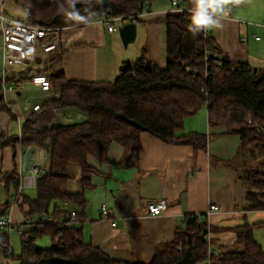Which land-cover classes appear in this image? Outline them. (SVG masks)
Listing matches in <instances>:
<instances>
[{
  "label": "trees",
  "instance_id": "16d2710c",
  "mask_svg": "<svg viewBox=\"0 0 264 264\" xmlns=\"http://www.w3.org/2000/svg\"><path fill=\"white\" fill-rule=\"evenodd\" d=\"M11 1L29 13L26 23L62 29L59 50L43 55L48 57L42 64L29 65L47 75L52 90L57 92L58 98L49 109L77 111L86 116L83 122L51 128H39L33 119L24 124L19 136L0 131V154L4 148L17 145L41 147L50 162L49 170L38 181L36 198L21 193L16 202L15 207L20 208L26 220L42 214L48 219L21 231L22 254L14 257L18 264H142L115 261L88 243L81 222L73 219L74 212L66 206L85 208L84 192L92 187L97 173L90 160L107 162L114 144L125 149L129 166L139 159L143 134L167 144L206 148L205 135L184 133L185 121L204 108L211 128L241 138L236 170L247 189L245 211L264 212V67L255 72L249 63L233 62L210 31L207 35L189 31L191 12H169L162 19L167 29L164 69L153 62L149 68L150 60L143 57L125 64V72L113 82L69 80L63 70L68 52L63 38L65 30L101 19H117L115 24L132 23L131 17L150 12L157 0ZM180 2L189 9L195 4V0ZM73 3L80 16L91 17V23L68 18ZM141 21L142 17H138L137 23ZM28 68L27 74L35 70ZM6 82L13 84L8 72ZM4 94L0 76V112L10 113ZM74 170L81 172L79 192L72 190L76 181ZM7 180L17 194L19 176L10 173ZM257 228H264V223L252 224L247 220L232 228L236 233L234 246L224 247L210 264H264V250L255 237ZM219 230L205 216H188L176 231L174 241L159 247L151 264H209L211 236ZM45 236L51 237L54 247L38 248L37 241ZM0 249H11L8 231L0 230Z\"/></svg>",
  "mask_w": 264,
  "mask_h": 264
},
{
  "label": "crops",
  "instance_id": "0c3cea01",
  "mask_svg": "<svg viewBox=\"0 0 264 264\" xmlns=\"http://www.w3.org/2000/svg\"><path fill=\"white\" fill-rule=\"evenodd\" d=\"M2 1L0 0V14L4 12L16 20L28 21L29 13L11 0H4L5 7L2 11ZM246 2L233 0L228 8L223 0L225 9L231 15L229 18L219 17L220 27L210 32L233 62L249 63L255 67L260 62L263 63L261 57L264 44L262 40H256L260 30L256 31L247 22L248 15L244 12L250 11V8ZM165 15H156L151 11L145 13L137 25L138 31L139 24L145 25L140 31L147 38L143 46H148V49L144 50L142 46L130 53L122 51V39L117 37L116 31L109 33L101 21L65 30L63 38L68 52L64 56L63 70L66 77L69 80L92 83L113 82L121 75V66L143 57L164 69L167 66V29L162 22ZM0 48L3 51L1 37ZM46 57L48 56H41L36 65L42 64ZM131 58L132 61L128 62ZM30 66L35 70L27 74ZM22 67H11L8 70L11 82L15 85L21 84L23 88L18 92L4 94L10 113L0 112L1 132L19 136L24 124L33 119L39 128L86 120V116L77 111L49 109L51 103L58 98L57 92H46L29 80L30 77L42 75L36 66L27 64ZM3 71L2 60L0 73ZM39 104L44 106L43 109L34 111ZM184 133L205 135L206 148L196 150L189 145L167 144L150 134H143L139 159L135 165H126L128 156L119 144L112 146L107 162L90 160L97 173L93 177L92 187L84 192L85 208L66 206L68 211L77 213L88 243L115 261L151 264L159 247L174 241L176 231L183 227L188 216H205L211 225L220 228L216 234H212L210 246L211 252L220 253L224 247L234 246L236 242V233L232 228L249 219L256 220L264 214L245 211L247 189L236 170L239 166L241 138L211 128L206 108L185 121ZM28 149L17 145L15 148H4L0 154V189L6 191L5 198L0 196V215L10 212L12 224L19 225L20 232L26 218L20 208L12 206L11 198L16 192L14 186L8 183L7 174L16 173L21 182V173H27ZM36 154L35 152L34 156ZM42 156L47 172L50 162L46 152ZM73 174L76 183L72 184V190L79 192L81 186L78 180L81 172L74 170ZM161 201H167V211L160 216H150L149 204ZM213 206L221 208V212L210 213ZM104 208L108 215L103 213ZM12 251L15 257V250ZM0 264H6V252L2 249Z\"/></svg>",
  "mask_w": 264,
  "mask_h": 264
},
{
  "label": "built area",
  "instance_id": "2783aa9c",
  "mask_svg": "<svg viewBox=\"0 0 264 264\" xmlns=\"http://www.w3.org/2000/svg\"><path fill=\"white\" fill-rule=\"evenodd\" d=\"M5 1H2L1 9L4 10ZM174 11L177 13L183 12H191L192 9L187 8L180 0H173ZM145 14H142L138 17H143ZM218 17L229 18L230 11L228 9H224V12L217 13ZM138 17H131L132 23L137 24ZM121 20V19H120ZM102 23L108 25V32L114 33L115 22L117 19H101ZM61 32L60 28H52V27H37L33 26L29 23L16 20L8 17L4 12L0 14V37L3 41V63H4V71L0 73L2 77V81L4 83V92H18L21 91L23 86L19 85H8L6 82V76L8 72V68L13 66H25L27 64L36 63L37 60L43 56L50 53H54L59 50L61 43ZM207 35L208 31H204ZM256 40L260 41L259 37H256ZM32 83L36 86H40L44 91L50 92L52 90L51 83L48 77L44 75L35 76L32 79ZM43 105L39 104L34 108V111L39 112L43 109ZM37 154L34 156L35 161L31 169L27 173H33V175H28L27 173H21V185L19 192L14 195L12 200V206H16V202L18 201L23 186L30 188H37V184L39 179L43 174H45L46 170L42 169L43 164V156L45 151L43 148L38 147L35 151ZM168 209L167 201H161L158 203L149 204V214L152 217L163 215ZM213 212H221V208L217 206H213L211 208L210 213ZM103 213L108 215V211L104 208ZM74 220H78L75 213L72 214ZM47 216L42 214L41 216L31 218L26 220V222L22 225L21 231H23V226H32L35 223L47 221ZM13 224L10 217V212H7L0 216V230L11 231L13 228ZM219 257V252H209V261L211 263L212 257ZM6 260L7 264H13L14 262V253L12 249H9L6 252Z\"/></svg>",
  "mask_w": 264,
  "mask_h": 264
},
{
  "label": "rangeland",
  "instance_id": "374dc122",
  "mask_svg": "<svg viewBox=\"0 0 264 264\" xmlns=\"http://www.w3.org/2000/svg\"><path fill=\"white\" fill-rule=\"evenodd\" d=\"M240 2H243L244 0H239ZM248 3V7L250 8V11L248 12H244L246 15H248V20L247 22L251 24V26H253L255 28V30H260L258 31V37L262 40V44H264V0H246ZM233 0L230 2V0H225V4L226 7H231V4ZM250 2V3H249ZM238 5V4H237ZM150 11L155 13L156 15H162V14H167L169 12H173L174 11V7H173V0H157L155 1L150 8ZM8 17L13 18L12 15L10 14H6ZM250 16V17H249ZM15 19V18H13ZM129 22H126L125 24L122 22H117L115 24V29H116V33H117V37H120V31L121 29ZM145 26L144 23L139 24V31H138V35H137V39L135 41V43L131 44L128 46V48H126L122 42V51L124 53H130L133 52V50L135 48H139L142 47L144 44V41H146V37L141 33V28ZM144 50L148 49V46H143ZM3 50V48H2ZM3 51H1L0 48V69L2 68V60H3V56H2ZM263 53V57H261L264 63V49L262 50ZM146 55H148V53H146ZM136 59V58H134ZM131 60L129 59L128 62H131ZM151 61V60H150ZM262 62H260L259 65L255 66V68H263ZM124 67L121 66V68ZM17 68H23L22 66H13L12 69H17ZM120 68V69H121ZM8 70H10V68H8ZM241 165V164H240ZM42 169H45V163L42 164ZM28 175H33V173H27ZM76 183V182H75ZM22 194L24 196H27L31 199L36 198L37 196V189L36 188H30V187H26L23 186L22 188ZM0 196L5 198L6 196V191L5 189H0ZM262 215V214H261ZM249 221H255V222H264V214L262 216H258L256 218V220H250ZM25 227L28 228L29 226H23V228ZM9 237H10V245H11V249L15 250V257L16 259L19 258V256L22 254V247H21V232L19 229V225H14V228L11 229V231L9 232ZM255 235H256V239L259 241V243L261 244V246L263 247L264 250V229H257L255 231ZM37 246L40 249H50L54 246H52V239L50 236H45L40 238L37 241ZM19 262L17 260H15L14 264H18Z\"/></svg>",
  "mask_w": 264,
  "mask_h": 264
},
{
  "label": "clouds",
  "instance_id": "9594fccd",
  "mask_svg": "<svg viewBox=\"0 0 264 264\" xmlns=\"http://www.w3.org/2000/svg\"><path fill=\"white\" fill-rule=\"evenodd\" d=\"M72 10L67 12L71 20H78L91 23V17H82L75 10V4L71 5ZM225 6L223 0H195L194 7L191 11V20L189 31L194 35L204 31H210L220 27V19L217 13L224 12Z\"/></svg>",
  "mask_w": 264,
  "mask_h": 264
},
{
  "label": "water",
  "instance_id": "95a60500",
  "mask_svg": "<svg viewBox=\"0 0 264 264\" xmlns=\"http://www.w3.org/2000/svg\"><path fill=\"white\" fill-rule=\"evenodd\" d=\"M138 35V25L136 23H127L120 31V36L122 39V42L125 47H128L129 45L135 43ZM152 65V61L148 62V67L150 68ZM126 68L122 67L121 71L125 72ZM257 68H255V72H257ZM36 148L32 147L29 148L26 153V171L28 172L31 167L34 164Z\"/></svg>",
  "mask_w": 264,
  "mask_h": 264
}]
</instances>
